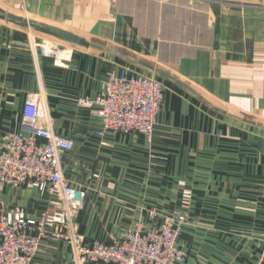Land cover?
I'll return each instance as SVG.
<instances>
[{"label": "crops", "instance_id": "0c3cea01", "mask_svg": "<svg viewBox=\"0 0 264 264\" xmlns=\"http://www.w3.org/2000/svg\"><path fill=\"white\" fill-rule=\"evenodd\" d=\"M0 7L147 62L218 108L264 123V0H0ZM33 36L44 35L0 19V146L21 132L27 96L43 87L56 134L75 144L62 164L86 193L75 220L86 246L172 217L182 222L186 264H264V131L110 53L69 44L68 58L36 55ZM124 68L165 87L151 142L105 132L78 105ZM53 200L48 191L0 183V216L20 208L40 220ZM35 262L74 264L73 251L42 239Z\"/></svg>", "mask_w": 264, "mask_h": 264}, {"label": "built area", "instance_id": "2783aa9c", "mask_svg": "<svg viewBox=\"0 0 264 264\" xmlns=\"http://www.w3.org/2000/svg\"><path fill=\"white\" fill-rule=\"evenodd\" d=\"M32 38L36 55L55 61L71 55L72 48L67 45L51 43L47 51L49 42ZM62 49L67 53L61 55ZM165 91L156 78L131 75L124 68L120 75L109 76L95 100L81 98L78 105L101 119L105 132L141 134L151 142L164 107ZM74 148L72 140L56 134L44 88L28 94L21 132L0 146V183L14 189L48 191L54 200L40 220L28 218L20 208L2 212L0 264H37L35 256L42 239L67 243L74 264H186L187 254L179 247L182 223L172 217L152 229H145L139 222L121 240L84 244L75 220L86 193L65 177L62 164V156ZM156 215L152 213L153 218Z\"/></svg>", "mask_w": 264, "mask_h": 264}, {"label": "water", "instance_id": "95a60500", "mask_svg": "<svg viewBox=\"0 0 264 264\" xmlns=\"http://www.w3.org/2000/svg\"><path fill=\"white\" fill-rule=\"evenodd\" d=\"M0 19L9 21L13 23L14 25L19 26L21 28L28 29L30 31L42 34L44 36L59 40L67 44H71V45H75V46H79V47H83L87 49H92V50H96L99 52L110 53L111 55H114L115 57L122 60L127 65H130L138 70L144 71L148 74H153L157 77H160V78H163V79H166L172 82L173 84L177 85L182 90L192 95L194 98L198 99L199 101H201L202 103H204L205 105H207L208 107H210L211 109L219 113L220 115L234 122H237L239 124H242V125L257 129V130L264 131V123L247 118V117L236 115L226 110H223L221 108H218L217 106L209 102L206 98L201 96L198 92L190 88L183 81L171 75L170 73L165 72L159 68H156L155 66L147 62H144L142 60H139L133 56H130L126 53L120 52L118 50L112 49L110 47L101 45L93 41H90L77 34H74V33H71V32H68V31L47 25V24H43V23H40L34 20H30L22 16L16 15L14 13L7 12L1 7H0Z\"/></svg>", "mask_w": 264, "mask_h": 264}, {"label": "rangeland", "instance_id": "374dc122", "mask_svg": "<svg viewBox=\"0 0 264 264\" xmlns=\"http://www.w3.org/2000/svg\"><path fill=\"white\" fill-rule=\"evenodd\" d=\"M42 40H45V41H47V42H52L53 44L55 43L56 45L57 44H60V45H67V46H69V44H67V43H64V42H61V41H59V40H56V39H52V38H50V37H47V36H42ZM38 41V40H37ZM39 42V41H38ZM54 44V45H55ZM53 45V46H54ZM177 219V218H176ZM180 221V220H179ZM182 223V222H181Z\"/></svg>", "mask_w": 264, "mask_h": 264}, {"label": "bare ground", "instance_id": "6f19581e", "mask_svg": "<svg viewBox=\"0 0 264 264\" xmlns=\"http://www.w3.org/2000/svg\"><path fill=\"white\" fill-rule=\"evenodd\" d=\"M51 43H52V42H49V43H48V44H49V46H47V48H46V49H47V51H50V50H51V49H50ZM58 46H61V45H58ZM60 51H61V52H60V53H61V55H63L64 53H67V52H66V51H64L63 49H62V50H60Z\"/></svg>", "mask_w": 264, "mask_h": 264}]
</instances>
